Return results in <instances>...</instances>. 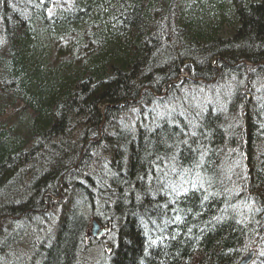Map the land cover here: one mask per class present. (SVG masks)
I'll return each mask as SVG.
<instances>
[{
	"label": "trees",
	"instance_id": "trees-1",
	"mask_svg": "<svg viewBox=\"0 0 264 264\" xmlns=\"http://www.w3.org/2000/svg\"><path fill=\"white\" fill-rule=\"evenodd\" d=\"M250 251L264 264V0H0V264Z\"/></svg>",
	"mask_w": 264,
	"mask_h": 264
},
{
	"label": "water",
	"instance_id": "water-1",
	"mask_svg": "<svg viewBox=\"0 0 264 264\" xmlns=\"http://www.w3.org/2000/svg\"><path fill=\"white\" fill-rule=\"evenodd\" d=\"M91 224L92 225L90 232L94 235L98 231L99 226L97 225L94 219L91 221ZM104 230L105 229H102L101 232H103ZM252 257H253V252L250 251L238 264H248L251 261Z\"/></svg>",
	"mask_w": 264,
	"mask_h": 264
},
{
	"label": "rangeland",
	"instance_id": "rangeland-1",
	"mask_svg": "<svg viewBox=\"0 0 264 264\" xmlns=\"http://www.w3.org/2000/svg\"><path fill=\"white\" fill-rule=\"evenodd\" d=\"M185 75H189V73H187L186 71L183 70V72L181 73L180 76H181V77H184ZM188 87H189V86H188ZM9 111H10V110H9ZM7 115H9V114L7 113ZM91 225H92V224L90 223L89 231H90V227H91ZM88 236H89V234H88ZM94 237H97V236H94ZM93 253H94V254L97 253V250H95V251L91 250L89 254L92 255ZM91 255H90V256H91ZM86 261H87V257H86Z\"/></svg>",
	"mask_w": 264,
	"mask_h": 264
},
{
	"label": "bare ground",
	"instance_id": "bare-ground-1",
	"mask_svg": "<svg viewBox=\"0 0 264 264\" xmlns=\"http://www.w3.org/2000/svg\"><path fill=\"white\" fill-rule=\"evenodd\" d=\"M228 1V0H227ZM106 229V228H105Z\"/></svg>",
	"mask_w": 264,
	"mask_h": 264
},
{
	"label": "snow or ice",
	"instance_id": "snow-or-ice-1",
	"mask_svg": "<svg viewBox=\"0 0 264 264\" xmlns=\"http://www.w3.org/2000/svg\"><path fill=\"white\" fill-rule=\"evenodd\" d=\"M186 191V190H185Z\"/></svg>",
	"mask_w": 264,
	"mask_h": 264
}]
</instances>
